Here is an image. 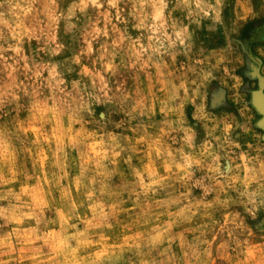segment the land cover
<instances>
[{"label":"clouds","instance_id":"obj_1","mask_svg":"<svg viewBox=\"0 0 264 264\" xmlns=\"http://www.w3.org/2000/svg\"><path fill=\"white\" fill-rule=\"evenodd\" d=\"M236 2L0 0V264H264V133L206 104Z\"/></svg>","mask_w":264,"mask_h":264},{"label":"rangeland","instance_id":"obj_2","mask_svg":"<svg viewBox=\"0 0 264 264\" xmlns=\"http://www.w3.org/2000/svg\"><path fill=\"white\" fill-rule=\"evenodd\" d=\"M251 7L256 11L258 4L253 3ZM230 9L234 14L237 10L236 0H230ZM259 24L260 27L257 28L256 23L250 22L233 38L234 56L230 74L227 77L217 75L216 79L208 83L206 104L210 112L226 113L238 119L239 109L243 108L251 117V128L264 133V40L253 39L254 34L264 33V18L259 20ZM211 50L209 47V51ZM187 111L190 115L192 109ZM243 135L237 129L233 133V139L243 138ZM254 230L264 231V226Z\"/></svg>","mask_w":264,"mask_h":264},{"label":"bare ground","instance_id":"obj_3","mask_svg":"<svg viewBox=\"0 0 264 264\" xmlns=\"http://www.w3.org/2000/svg\"><path fill=\"white\" fill-rule=\"evenodd\" d=\"M259 105V104H258Z\"/></svg>","mask_w":264,"mask_h":264}]
</instances>
